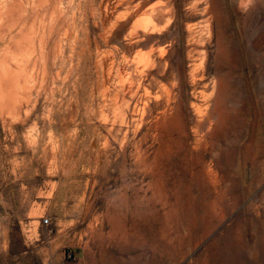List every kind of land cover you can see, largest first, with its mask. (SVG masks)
Returning a JSON list of instances; mask_svg holds the SVG:
<instances>
[{
	"label": "rangeland",
	"instance_id": "374dc122",
	"mask_svg": "<svg viewBox=\"0 0 264 264\" xmlns=\"http://www.w3.org/2000/svg\"><path fill=\"white\" fill-rule=\"evenodd\" d=\"M0 17V264H264V0Z\"/></svg>",
	"mask_w": 264,
	"mask_h": 264
},
{
	"label": "bare ground",
	"instance_id": "6f19581e",
	"mask_svg": "<svg viewBox=\"0 0 264 264\" xmlns=\"http://www.w3.org/2000/svg\"><path fill=\"white\" fill-rule=\"evenodd\" d=\"M39 1H43V0H39ZM6 2V1H5ZM17 2V1H16ZM14 3V2H13ZM41 3H43V2H41ZM11 4V3H10ZM141 4V3H140ZM12 5V4H11ZM16 5H18V4H16ZM15 4H14V6H13V8H12V13H10V14H12V16H14V17H16V20H17V18L18 17H20L19 15L22 13V9L21 8H19V5L18 6H16ZM2 7V6H1ZM9 7H10V5H9ZM22 7V6H21ZM37 7V6H36ZM53 11V10H52ZM53 13V12H52ZM3 14V13H2ZM1 14V15H2ZM9 14V15H10ZM12 16H9L10 18H12ZM1 18V17H0ZM27 19V18H26ZM14 20V19H13ZM15 20V21H16ZM10 21H12V20H10ZM26 21V20H25ZM21 22H23V20L21 21ZM10 24V22L9 23H7V25H9ZM14 24H16V23H14ZM26 24V23H25ZM32 24H33V22H32ZM9 26H11V25H9ZM21 26V25H20ZM5 27L6 28H8V26H6V23H5ZM18 27V26H17ZM16 27V28H17ZM10 28V27H9ZM15 28V27H14ZM29 29V28H28ZM18 30V29H17ZM30 30V29H29ZM134 31V30H133ZM19 32V31H18ZM0 33H1V31H0ZM136 33V32H135ZM3 33H1V35H2ZM6 34V33H5ZM22 34V33H21ZM18 35V34H17ZM136 35V34H135ZM4 36H6V35H4ZM15 36H16V34H15ZM14 36V37H15ZM10 37H11V34H10ZM2 38V37H1ZM12 38V37H11ZM11 38L9 39V40H11ZM3 39V38H2ZM6 39V38H5ZM14 39V38H13ZM15 40V39H14ZM12 42V41H11ZM14 43V42H13ZM12 43V44H13ZM11 44V43H10ZM32 45V44H34V42H33V38H32V36H31V32H23V34L22 35H19V37H17L16 38V40H15V48H14V50H16V51H18V52H20V53H22V52H24V51H26V49L28 48V46L29 45ZM4 46V45H3ZM12 48V47H11ZM10 48V49H11ZM3 49V48H2ZM7 50V49H6ZM8 51V50H7ZM4 53V52H3ZM25 53V52H24ZM9 54V53H8ZM10 55V54H9ZM12 56V55H11ZM28 56H29V54H28ZM3 57V56H2ZM30 57V56H29ZM7 58V57H6ZM21 58V57H20ZM5 59V58H4ZM10 59H11V57H10ZM14 59H16L15 57H14ZM9 60V59H8ZM2 61V60H1ZM12 62V61H11ZM21 62V61H20ZM16 63V62H15ZM18 65V64H17ZM16 65V66H17ZM22 65H24V63L22 64ZM35 68V67H34ZM22 69V68H21ZM33 70V69H32ZM3 72H4V75H5V79H3L2 78V80L1 81H3V82H1V84H0V88H1V90H0V92L2 91V94H1V98L3 97L4 99H5V101L8 103V101L9 100H13V99H15V97H16V95H17V87L20 85V83H19V78H18V76L17 75H15L13 72L14 71H12L11 69H8L6 66H5V64L3 63ZM3 72H1V70H0V73H2L3 74ZM122 73V72H121ZM3 75V76H4ZM2 76V77H3ZM0 79H1V77H0ZM5 80V81H4ZM19 89V88H18ZM20 93H21V91H20ZM9 100H8V99ZM20 98V97H19ZM3 99V100H4ZM8 101H7V100ZM21 99V98H20ZM2 100V101H3ZM16 100V99H15ZM1 101V100H0ZM24 101V100H23ZM12 102V101H11ZM3 103H4V101H3ZM6 103V104H7ZM13 103H15V101L14 102H12V107H14V104ZM3 105V104H2ZM2 105H0V107L2 106ZM25 105V104H24ZM5 106H7V105H5ZM19 106V105H18ZM11 107V106H10ZM10 107H8V108H10ZM11 107V108H12ZM7 108V109H8ZM3 109V107H1L0 108V110H2ZM7 109H5V111H7V113H9V109L7 110ZM13 109H10V112L12 111ZM12 113V112H11ZM15 113V112H14ZM1 114V113H0ZM5 114V113H4ZM25 114V113H24ZM2 115V114H1ZM6 116H7V114H6ZM13 116V115H12ZM3 118V117H2ZM15 118V117H14ZM200 130V129H199ZM200 132H201V130H200ZM204 133V132H203ZM200 134H202V133H200ZM161 256H163V255H161ZM164 259L163 258H161V259H157V258H155V259H153V261L150 263V264H164ZM103 264H115V263H112V262H108V261H106V262H104Z\"/></svg>",
	"mask_w": 264,
	"mask_h": 264
}]
</instances>
